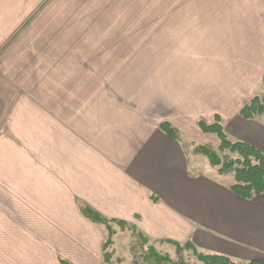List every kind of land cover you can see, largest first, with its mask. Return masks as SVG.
Returning <instances> with one entry per match:
<instances>
[{"label": "crops", "instance_id": "1", "mask_svg": "<svg viewBox=\"0 0 264 264\" xmlns=\"http://www.w3.org/2000/svg\"><path fill=\"white\" fill-rule=\"evenodd\" d=\"M71 1L0 0V264H103L105 234L85 206L156 248L192 242L264 263V195L245 200L194 172L179 138L160 130L167 121L205 138L197 122L220 116L264 152V117H239L264 91V0H209L181 47L138 74L129 51L87 59L93 43L77 35L100 31ZM119 233L130 247L138 235Z\"/></svg>", "mask_w": 264, "mask_h": 264}, {"label": "rangeland", "instance_id": "2", "mask_svg": "<svg viewBox=\"0 0 264 264\" xmlns=\"http://www.w3.org/2000/svg\"><path fill=\"white\" fill-rule=\"evenodd\" d=\"M74 1L78 0L71 1L72 8ZM80 1V8H76L80 10V13L83 12L82 10L87 13L86 18L81 19L82 25L93 26L97 31H100L95 34L77 35L79 38L82 36L81 38L85 42L93 43L92 46H89L92 51H86L87 54L93 52L92 54L90 53L91 55L89 54L87 59L89 57L105 58V54H109L108 56L112 54L114 57L118 54L116 58L119 59L122 54L129 51V57L134 59L135 74L141 73L144 68L145 70L149 68L158 70L160 64L164 63V59L166 60V57L172 56L176 47H181L180 38L183 40L184 37L190 35V29L194 27L192 22L199 20L194 17L202 14L205 16L209 2V0ZM212 3H214V0H211ZM211 8L214 7L211 6ZM75 22H77V19ZM79 24L81 25V23ZM127 27L130 29L128 30ZM180 27H183V31ZM114 31L119 33H114ZM197 38L196 35L185 40V42L187 41V48L184 51V55H192L193 47L197 44ZM115 40L118 41V44L111 46V43ZM98 42L109 48L113 47V49L99 47L101 44ZM126 42L133 43L132 46L130 43L129 49H127ZM94 44L96 49H94ZM115 47L117 48L114 49ZM165 53L167 54L166 57ZM3 122H1V125ZM200 135L205 138L190 137L181 132H178L177 135L182 142L185 153L188 155L190 167L195 169L194 172L196 173L208 175L222 184L231 186L235 182L233 174L221 175L217 168L210 165L205 156H199L194 152L198 145L203 144L215 149L218 148L219 143L215 136H206L201 132ZM232 156L235 158L237 155L233 154ZM131 240L132 238H130L128 233H119L115 238L114 249L117 253L115 258L121 257L123 264H133V256L130 253ZM157 250L164 255H170L172 259H179L175 247H157ZM183 257L192 264H203L197 262L191 253L184 252Z\"/></svg>", "mask_w": 264, "mask_h": 264}, {"label": "trees", "instance_id": "3", "mask_svg": "<svg viewBox=\"0 0 264 264\" xmlns=\"http://www.w3.org/2000/svg\"><path fill=\"white\" fill-rule=\"evenodd\" d=\"M261 116H264V91L252 97L239 112V117L248 121ZM196 127L206 136H215L219 145L217 149L209 145H198L194 152L205 156L221 175H234L235 182L230 186V191L245 200L264 195V152L246 142L234 140L226 132L220 116H215L211 122L200 120ZM160 130L172 138L178 137L180 132L167 121L160 125ZM233 154L237 156L234 158ZM80 212L85 219L104 231L103 264H122V259L115 258L114 238L119 230L129 229L132 233H138L136 229L125 222L105 218L88 206L81 207ZM173 245L179 259H172L170 255L160 253L147 238L138 233L130 247L133 264H192L184 259V252L191 253L197 262L203 264H264L258 260L237 263L225 255H204L194 249L192 242ZM55 264L71 263L64 258H58Z\"/></svg>", "mask_w": 264, "mask_h": 264}]
</instances>
